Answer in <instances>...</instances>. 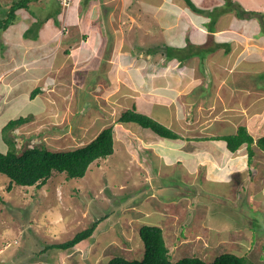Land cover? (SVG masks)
<instances>
[{
    "label": "rangeland",
    "instance_id": "1",
    "mask_svg": "<svg viewBox=\"0 0 264 264\" xmlns=\"http://www.w3.org/2000/svg\"><path fill=\"white\" fill-rule=\"evenodd\" d=\"M13 1L0 0V16ZM60 1L40 0L31 4L29 12L18 10L13 24L0 31V66L9 64V69L0 73V151L7 150L1 138L2 127L10 119L33 114L29 123L12 133L19 149L45 146L55 152L75 150L112 125L114 153L91 164L83 178L68 179L66 173L54 171L41 188L14 185L9 191V178L0 174V264H107L115 256L142 260L144 244L139 228L143 225L163 229L173 262L187 256L212 262L217 256L232 252L245 256L249 262L264 264V156L256 145L255 161H251L247 171L251 176L246 171L226 170L205 180L202 174L191 173L190 166L196 160L189 150L190 144L163 145L171 163L167 164L165 158L155 162V151L150 145L156 142V135L143 138L139 128H135L139 125L127 126L118 121L139 95L131 86V76L136 83L141 79L132 71L130 52H166V48H159L164 43L169 49L174 48L170 52L177 59L195 58V48L190 44L193 29L166 35V27L181 23L182 17L174 15L172 23L167 14L153 15L154 7L179 13L167 7L173 5L185 16L195 11L185 0H100V4H93L97 12L96 8L89 9L92 16L97 14L99 18L93 16L97 22L91 20L92 26L88 27L91 23L87 16L82 17L76 10L77 14L72 13L71 7L67 9ZM71 1L67 4L75 0ZM192 1L203 12H195L206 23L203 28L210 30L216 24L223 28L226 18L233 16L234 26L240 19L251 40L264 46V0H224V5L223 0ZM83 2L88 7L90 0ZM101 4L108 7V18ZM222 10L226 13L222 14ZM44 16L50 19L33 25L36 17ZM45 25H53L54 32L46 34ZM98 28L104 31L99 33ZM28 29L31 33L26 36ZM42 33L48 36L44 42ZM100 34L102 38L98 39ZM186 39V46L179 49ZM80 48L94 50L91 60L83 56ZM208 53L209 50L199 51L206 56ZM260 53L253 54L239 67L250 75L261 72L255 78L262 84L264 50ZM164 62L161 68L155 66L153 74L178 71V63L169 66ZM203 63L201 58L200 64ZM194 80L190 79L192 85ZM245 80H224L221 86L237 88L249 82ZM209 81L205 80L206 85L203 83L195 88L198 93L194 92L202 94L203 104V109L196 107L194 116H201L204 123L214 113L227 111L230 103L227 94L220 93L219 109L204 111V104L217 93V84ZM165 83L174 86L177 93L181 91L179 95L192 87H185L182 81ZM36 87L41 88V93L31 99L30 92ZM169 105L175 108L172 113L185 108L179 97ZM260 107L264 108V104L255 108ZM185 123L181 125L186 127ZM224 125L219 133L233 135L232 126ZM184 133L182 130L181 134ZM144 150L148 152L140 153ZM246 150L242 147L240 153ZM242 185L245 190L239 189L238 197L231 198L237 196L235 192ZM256 185L263 190H250ZM98 219L102 221L90 239L71 250L47 249L48 245L71 239Z\"/></svg>",
    "mask_w": 264,
    "mask_h": 264
},
{
    "label": "crops",
    "instance_id": "2",
    "mask_svg": "<svg viewBox=\"0 0 264 264\" xmlns=\"http://www.w3.org/2000/svg\"><path fill=\"white\" fill-rule=\"evenodd\" d=\"M200 1L201 0H199V2ZM83 3V0H75L73 3H71L69 7H71V9L73 10L72 13H76V11H78L80 12V15H82V17L87 16L88 21L90 20V23L91 20H94L93 23L97 22L99 15H93L97 18L96 19L92 16V13L91 11H89V9L96 8L97 12V7L95 5L93 6V4H100V0H90L88 7H85ZM222 4L224 5V0L222 1ZM100 6L104 7V12L106 14L108 7L106 8V6L102 4ZM147 7L148 9H150L149 5ZM167 7L172 8L173 10L177 9L179 13H176L175 11L170 12L168 9L161 11L160 6H155L153 12L151 13L155 16H165L167 14V18H169L172 23H174L175 20L174 15H181V23L170 24L168 26L169 28L166 27V35L168 34V36H170V33H172L173 31L175 33L183 32L184 30L188 29L191 31V29H193L191 32L192 40L190 41V44H192L193 48H195V58L190 59V57L185 60H178L177 58L167 59L163 54H160L159 52L146 55H144L143 52H141L139 55H131L133 53L130 52L131 54L129 56V63L131 67H133L132 71L135 70L138 74L136 76L141 79L139 83H136L131 76V86L137 89L139 95L137 100L132 103V107L130 109L135 107L136 111L149 115L158 122L171 128L179 135V138L176 140L166 139L158 136L150 129H148V133L146 132L145 128H142L140 126H135V128L137 127L140 129H138L137 131L143 135V138L146 135L147 137L151 136V134L156 135H154L157 138L156 142L150 145V148L154 149L155 151L152 156V159L154 158L155 162H157L159 159L163 160L165 158V160H167V164L171 163V160H168V156L164 154L165 148L163 147V145L165 147L167 145H172L173 147L177 145L180 147V145H184L186 143L190 144L189 150L194 152L193 158L196 161L190 166V168L192 169L191 173L194 175L202 174L203 178L207 180L208 178L211 179V177L215 175H220L223 171L226 170H230L232 172H247L248 170H250L249 167L251 165V161H255L254 157L256 154H254V157L252 159H249L248 152L240 153L241 149L236 153L230 152L226 148V143L221 140V138H223V136H225L226 134L219 133V130L223 126H225L224 124H229L235 130V132L233 133L235 134L238 127L242 125L247 128L248 132L254 137L255 140L264 136V108H255L259 104H264V82L261 84L258 78H255L261 72H256V76L250 75V73L246 71L242 66L239 67V65L244 63L246 60L249 61L253 54L260 55V51L264 50V46L261 43L259 44L257 41L255 42L254 40H251V36L249 37L245 32L243 23H241L240 19H238L237 25L234 26L232 24V20L234 18L233 16H231L230 18H226V25L223 28H220L221 24H216L215 26H212L211 31V29L207 30L203 28V25L206 23L203 21V18L199 17L198 14L196 15L195 12H189L185 16V14H183L182 11L177 7H174L173 5L171 7L167 5ZM82 9H84V11H82ZM148 9L144 10V12L147 13ZM163 9L165 8L163 7ZM225 13L226 12L224 11L222 14ZM105 18H108V14H106ZM182 19L184 20V24H182ZM187 23H189V25H187ZM95 25L96 24H93V26ZM52 26L53 25H45V27H47L48 29H44L43 31L47 32L46 34L53 33L54 29ZM90 26H92V23L91 25H88V27ZM100 30L101 32H103L104 28L103 30L98 28L99 33ZM208 31H211L210 35H208ZM46 34L43 35L42 33L43 42L46 41V38L48 37L46 36ZM99 38H102L101 34L100 36H98V39ZM163 39L165 40L164 36ZM187 41V39L185 41L183 40L179 44V49L186 46ZM131 45L133 46V44ZM81 49L82 48H80V50ZM204 49L209 50L207 56L199 54V51H205ZM81 51L84 54L83 56L90 60L92 58V55H94L93 49L91 51H83L82 49ZM201 58L204 62L202 65L200 64ZM164 60L168 63L169 66L178 63V71L171 74H168L166 72L162 74H160V72L158 74H153V71H156V65H161L159 68L164 66ZM4 65L1 64L0 73H3L9 69L7 68L9 66L8 63ZM162 76H164L166 79H162ZM249 76H253V80H249ZM192 77L195 79L193 85L190 81ZM240 77L241 79H239ZM229 79H246L245 81L249 82L242 83L243 85L241 87H227V89H224V87L221 85L223 84L224 80ZM170 80L173 81V83L177 84H180V81H182L183 85H186L185 87H187V84L188 86L191 85L192 87H188V89L185 91L186 94L179 95L181 91L177 93V89H175L174 86L171 87V84L165 83V81ZM205 80L212 81L213 85L217 84V93H215L214 99L211 102L204 104V111L210 113L212 110L214 111L216 109H219L217 102L219 101L218 98L220 97V93L227 94V99L230 101V103L228 102L227 104V111L223 113L212 112L214 113V115L212 118L206 119L207 123H204V120L201 119V116H194L196 113V107H202L203 109V104H201L202 94L201 96L200 94L199 96L196 95L195 93H198V90L195 88L203 86V83H205L204 85H206L207 82H205ZM252 81H254L253 87ZM201 92L204 94L203 89ZM178 97L182 106H185V108L183 110H180L179 112L175 111L174 113H172V109L175 110V108L169 105L170 101H173V99L177 100ZM199 112L201 111L199 110ZM167 120H170L171 122H166ZM183 122H186V127H183L181 125L183 124ZM205 124H207V127L204 128ZM128 125L129 124H127V126ZM182 130H185V133L183 135L181 134ZM203 130L205 131L204 133L202 132ZM193 147H196L198 149L193 150ZM242 147L246 148V145ZM159 148L163 150H160ZM147 150L149 151L150 149ZM148 151H141L140 153H146ZM260 153L262 154V156H264L263 151ZM149 155L151 156L150 152ZM189 159H192V157H190ZM246 174L247 176H251V172H247ZM256 187H251L252 189L250 187L249 188L255 193H257L258 190H263L262 187ZM239 189L245 190V186H239L235 192V195L237 196H231V198L238 197L239 193L241 192ZM247 200L249 202L251 200V196L249 193L247 194Z\"/></svg>",
    "mask_w": 264,
    "mask_h": 264
},
{
    "label": "trees",
    "instance_id": "3",
    "mask_svg": "<svg viewBox=\"0 0 264 264\" xmlns=\"http://www.w3.org/2000/svg\"><path fill=\"white\" fill-rule=\"evenodd\" d=\"M39 1L40 0L13 1L6 13L0 16V31L7 30L9 25L13 24L12 22L18 18V10H26L29 12L31 4ZM185 2L193 11L200 14L203 13L192 0H185ZM59 4L62 5L61 3ZM41 19L42 18L36 17V22L33 25L43 24L44 21L50 19V16H44L43 19ZM26 32L27 36L31 33V30L28 29ZM159 48H166V52L163 50L156 51V49H153L154 51H150L151 49H149L148 52L149 54L159 52L167 59L177 58V56H172L170 52V50L174 48L169 49L166 45ZM178 60H185V58H178ZM39 93H41V88H34L30 92V98L34 99ZM32 119L33 114L19 116L10 119L1 129V138L7 146V150L5 152L0 151V174L9 178V191L13 189L14 185L41 188L52 177L54 171L66 173L68 179L83 178L91 164L100 159H106L114 153V129L112 125L102 129L87 145L75 150L55 152L50 151L45 146H33L24 150L19 149L16 138L14 135L12 136V133L21 126L29 123ZM118 121L122 124L134 123L142 128L150 129L162 138L173 140L179 138V135L171 128L158 122L149 115L136 111L135 107L124 111ZM221 140L226 143V148L232 153H236L242 146L246 145L249 159L254 157V145L264 152V136L255 140L248 132L247 128L242 125L238 127L235 134L225 135ZM101 221L102 219L94 221L90 226L78 232L71 239L65 242L48 245L47 249L62 251L73 249L83 241L90 239ZM139 236L144 244V255L142 260H129L122 256H115L110 259L107 264H256L247 261L245 256H240L232 252L223 253L217 256L212 262H207L196 256L183 257L173 262L161 227L143 225L139 228Z\"/></svg>",
    "mask_w": 264,
    "mask_h": 264
},
{
    "label": "built area",
    "instance_id": "4",
    "mask_svg": "<svg viewBox=\"0 0 264 264\" xmlns=\"http://www.w3.org/2000/svg\"><path fill=\"white\" fill-rule=\"evenodd\" d=\"M67 2H72V1L71 0H61L62 6H65V7L67 6L69 8L70 5H68Z\"/></svg>",
    "mask_w": 264,
    "mask_h": 264
}]
</instances>
